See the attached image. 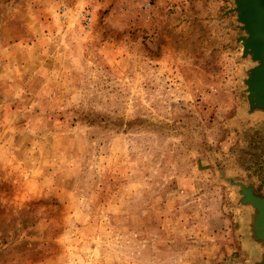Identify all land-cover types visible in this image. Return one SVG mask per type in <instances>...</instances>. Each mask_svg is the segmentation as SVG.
Returning <instances> with one entry per match:
<instances>
[{
  "label": "rangeland",
  "instance_id": "rangeland-1",
  "mask_svg": "<svg viewBox=\"0 0 264 264\" xmlns=\"http://www.w3.org/2000/svg\"><path fill=\"white\" fill-rule=\"evenodd\" d=\"M234 7L0 0V264L262 260L241 185L264 197V112Z\"/></svg>",
  "mask_w": 264,
  "mask_h": 264
},
{
  "label": "water",
  "instance_id": "water-1",
  "mask_svg": "<svg viewBox=\"0 0 264 264\" xmlns=\"http://www.w3.org/2000/svg\"><path fill=\"white\" fill-rule=\"evenodd\" d=\"M232 11L237 13L241 29L246 33L241 37L243 53L253 61L244 78L249 105L251 110L264 112V0H235ZM241 186L245 203L255 208L254 236L264 246V197ZM257 264H264V254Z\"/></svg>",
  "mask_w": 264,
  "mask_h": 264
},
{
  "label": "built area",
  "instance_id": "built-area-1",
  "mask_svg": "<svg viewBox=\"0 0 264 264\" xmlns=\"http://www.w3.org/2000/svg\"><path fill=\"white\" fill-rule=\"evenodd\" d=\"M84 16L86 20H89V22L92 20V14L90 11H86Z\"/></svg>",
  "mask_w": 264,
  "mask_h": 264
}]
</instances>
